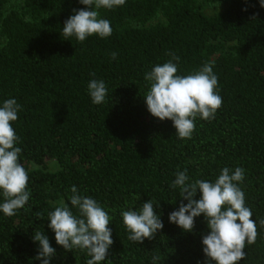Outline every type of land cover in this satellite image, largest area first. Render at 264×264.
Segmentation results:
<instances>
[{"label": "trees", "instance_id": "16d2710c", "mask_svg": "<svg viewBox=\"0 0 264 264\" xmlns=\"http://www.w3.org/2000/svg\"><path fill=\"white\" fill-rule=\"evenodd\" d=\"M86 7L79 0H0V106L9 98L21 105L12 126L31 193L15 215L0 211V264H41L33 240L39 230L56 250L50 264H86V250L56 243L46 217L61 203L77 212L73 185L111 217L113 244L101 264H205V218H194L192 232L169 222L182 200L171 182L185 169L190 181H214L224 167L245 170L239 187L258 232L238 264H264V7L259 0H125L99 10L111 36L65 39L64 21ZM170 52L180 58L177 74L214 62L218 77L222 105L213 119H195L190 139L179 138L171 120L152 116L143 98L145 74ZM91 79L107 86L102 104L91 101ZM50 160L54 171L45 170ZM149 199L159 203L164 226L136 243L121 211Z\"/></svg>", "mask_w": 264, "mask_h": 264}, {"label": "clouds", "instance_id": "9594fccd", "mask_svg": "<svg viewBox=\"0 0 264 264\" xmlns=\"http://www.w3.org/2000/svg\"><path fill=\"white\" fill-rule=\"evenodd\" d=\"M86 8L73 9L62 26L65 39L75 37L83 42L92 35L101 38L111 36L110 21L101 18L100 9H113L123 6L125 0H79ZM264 7V0H259ZM246 10V9H244ZM255 18V17H253ZM112 59L117 54L112 52ZM171 59L163 64L155 65L147 72L144 79L149 90L143 96L148 112L160 119L172 121L179 138L190 139L195 130V119L214 118L222 105V97L218 94V77L213 71L214 62H206L198 70L186 75H179V56L167 53ZM95 76V73L91 74ZM89 96L93 104H102L108 95L103 80L91 79L88 84ZM19 105L15 98L3 101L0 106V193L4 200L0 203V211L6 216H13L17 209L26 205L31 193L28 191V172L19 162L22 151L17 146L19 137L12 126L18 119ZM245 170L236 167L234 170L224 167L214 181L196 179L189 180L187 169L177 171L171 182L172 188H179L182 200L178 210L168 214L169 222L175 223L182 231L192 232L194 218L203 214L209 231L202 237V251L206 257L205 264H238L245 258L244 248L254 244L258 235L256 222L252 212L245 205V195L239 187L243 181ZM199 190V198L194 196ZM69 197L72 208L61 203L48 212V227L55 234V241L65 250H86L90 259L86 264H101L108 256L113 244L112 229L108 227L111 217L95 199L82 196L75 185L71 187ZM186 200L187 203H183ZM159 208L151 199L145 201L139 210H122L123 224L129 231L128 239L133 242L151 240L158 230L163 228ZM37 218H44L40 213ZM264 226V219L260 220ZM33 240L38 242L39 250L36 259L41 264H50L56 254L48 237L42 230L36 231ZM153 261L159 259L153 256Z\"/></svg>", "mask_w": 264, "mask_h": 264}, {"label": "rangeland", "instance_id": "374dc122", "mask_svg": "<svg viewBox=\"0 0 264 264\" xmlns=\"http://www.w3.org/2000/svg\"><path fill=\"white\" fill-rule=\"evenodd\" d=\"M225 5L223 4H220V5H217V6H205V12L206 13H213L217 10H220L224 7ZM32 168H41L40 165H36V164H32ZM58 168V165H57V162L55 160H50L46 163L45 165V170H48V171H54Z\"/></svg>", "mask_w": 264, "mask_h": 264}]
</instances>
